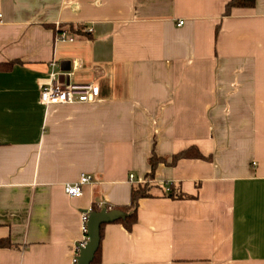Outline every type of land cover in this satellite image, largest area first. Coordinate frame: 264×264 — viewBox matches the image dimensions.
<instances>
[{
	"label": "crops",
	"instance_id": "crops-1",
	"mask_svg": "<svg viewBox=\"0 0 264 264\" xmlns=\"http://www.w3.org/2000/svg\"><path fill=\"white\" fill-rule=\"evenodd\" d=\"M228 1L0 0V264H73L83 213L129 204L153 153L190 147L209 159L159 163L96 264H264V0ZM68 24L91 37L59 39ZM52 61L97 98L42 104ZM169 183L192 198L162 196Z\"/></svg>",
	"mask_w": 264,
	"mask_h": 264
},
{
	"label": "trees",
	"instance_id": "trees-1",
	"mask_svg": "<svg viewBox=\"0 0 264 264\" xmlns=\"http://www.w3.org/2000/svg\"><path fill=\"white\" fill-rule=\"evenodd\" d=\"M255 5V0H229L225 5L224 15H228L233 8H251ZM86 25H73L68 24L60 26L57 33L67 32L73 37H91V33L86 31ZM13 65V62H10L7 68H10ZM181 158H198V159H209V157L202 155L195 148H187L186 150L180 151L172 155L171 160L168 162L166 158L158 157L154 153L149 158L150 171L145 175L146 180L141 183H135L131 186L130 189V201L127 205L113 206L106 209H119L122 210L126 215L124 218L118 219L114 222L121 223L127 231H131L134 224L137 222V207L138 201L141 198L145 197H154L152 190L156 188L157 185L150 183L149 181L153 178L155 169L159 163H165L170 166H173ZM158 187V186H157ZM168 189L160 188V194L173 199H183V198H192V196L183 193L179 188L173 186L169 183ZM103 206H99L96 203H93L90 211H99ZM105 224L100 226V242L102 238V231ZM86 234V231H85ZM13 244L8 238H0V248H10ZM78 251V248H77ZM101 260V249L100 243L97 251L95 252L94 259L91 264L99 263Z\"/></svg>",
	"mask_w": 264,
	"mask_h": 264
},
{
	"label": "built area",
	"instance_id": "built-area-1",
	"mask_svg": "<svg viewBox=\"0 0 264 264\" xmlns=\"http://www.w3.org/2000/svg\"><path fill=\"white\" fill-rule=\"evenodd\" d=\"M182 20L178 21V24L181 25ZM59 30V29H58ZM86 31L90 32L89 28H86ZM57 33V32H56ZM66 32L57 33V37L64 38ZM52 66V71L49 76V80L42 83L40 87L39 100L44 105L49 104H74V103H84L93 101L97 98L99 94L98 87L94 84H78L65 82L58 78V74L53 70L57 63L52 61L50 63ZM130 182L134 183V175L130 173L128 175ZM91 176L86 173H81L79 179L74 183H67L64 185V192L69 197H79L82 195V186L86 183L91 182ZM138 183V182H135ZM169 185V184H168ZM168 185L165 189L167 190ZM101 206V204L99 205ZM83 222H84V231H86V221L87 213H83ZM78 251L72 257L73 264H76V256Z\"/></svg>",
	"mask_w": 264,
	"mask_h": 264
},
{
	"label": "water",
	"instance_id": "water-1",
	"mask_svg": "<svg viewBox=\"0 0 264 264\" xmlns=\"http://www.w3.org/2000/svg\"><path fill=\"white\" fill-rule=\"evenodd\" d=\"M86 221V241L78 246L76 264H91L100 243V226L124 218L125 213L119 209L101 208L99 211H85Z\"/></svg>",
	"mask_w": 264,
	"mask_h": 264
}]
</instances>
